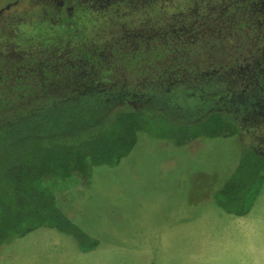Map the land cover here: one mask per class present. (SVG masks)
<instances>
[{
	"label": "flooded vegetation",
	"instance_id": "obj_1",
	"mask_svg": "<svg viewBox=\"0 0 264 264\" xmlns=\"http://www.w3.org/2000/svg\"><path fill=\"white\" fill-rule=\"evenodd\" d=\"M94 94L187 98L264 156V0H0V113Z\"/></svg>",
	"mask_w": 264,
	"mask_h": 264
},
{
	"label": "rangeland",
	"instance_id": "obj_2",
	"mask_svg": "<svg viewBox=\"0 0 264 264\" xmlns=\"http://www.w3.org/2000/svg\"><path fill=\"white\" fill-rule=\"evenodd\" d=\"M248 143L236 135L205 136L178 146L140 132L133 152L119 164L94 167L89 185L72 179L54 190L72 219L99 239L93 251L83 252L71 236L41 227L3 245L0 264H21L27 256L33 264H187L190 254L200 251L243 252L249 244L262 251L264 180L254 190L259 206L251 222L226 223L213 197L237 169ZM204 236L237 238L219 244L198 239ZM221 256H209L204 264H232Z\"/></svg>",
	"mask_w": 264,
	"mask_h": 264
},
{
	"label": "trees",
	"instance_id": "obj_3",
	"mask_svg": "<svg viewBox=\"0 0 264 264\" xmlns=\"http://www.w3.org/2000/svg\"><path fill=\"white\" fill-rule=\"evenodd\" d=\"M110 99L26 98L0 113V249L41 227L71 236L83 252L95 249L99 239L72 219L54 190L72 179L89 185L94 167L119 164L133 152L140 132L178 146L238 133L226 115H190L187 98H178L183 108L171 106L168 95L142 108L129 100L116 106ZM263 180L264 156L248 148L214 200L229 213L245 214Z\"/></svg>",
	"mask_w": 264,
	"mask_h": 264
},
{
	"label": "crops",
	"instance_id": "obj_4",
	"mask_svg": "<svg viewBox=\"0 0 264 264\" xmlns=\"http://www.w3.org/2000/svg\"><path fill=\"white\" fill-rule=\"evenodd\" d=\"M257 201L258 199L254 200V203L255 202L256 203L255 204L253 203V206H251L250 210L245 214L229 213L225 211L221 206H220L221 208L219 209L217 208L215 211L217 214H221V211H223L221 215L223 217V220L226 223H230L231 226H234V225L239 226V225L244 224L245 222H251L253 219H255V217L253 216L254 215L253 213L256 207L259 206ZM227 217H229V219L225 220ZM205 221H206L205 219H191L190 218L189 222L196 223L198 225H204L206 224ZM236 238L237 237H230V236L225 237V239H227L228 242H230V244H233ZM198 239H201V242H207V243L215 242L219 244L220 243L222 244L223 243L222 241L225 240V239H222L221 236H216V237L204 236ZM0 253H2V251H0ZM221 255H225L228 261H232V264H237L238 261H241V264H264V243H263L262 251L260 249L254 248L252 244H249L247 247V250L245 249L243 252H237V250L232 249V250L217 252L212 255H209L208 253H204L202 251L197 252V253H191L189 257L190 259L189 261H192V262L191 263L188 262L187 264H204V261L209 256H211L212 259L223 260L224 257ZM21 264H33V261L27 256ZM61 264H62V261H61Z\"/></svg>",
	"mask_w": 264,
	"mask_h": 264
}]
</instances>
